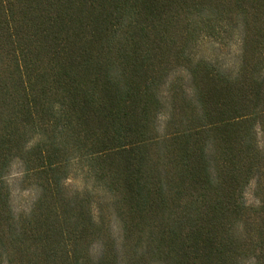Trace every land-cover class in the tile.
<instances>
[{"label":"trees","instance_id":"trees-1","mask_svg":"<svg viewBox=\"0 0 264 264\" xmlns=\"http://www.w3.org/2000/svg\"><path fill=\"white\" fill-rule=\"evenodd\" d=\"M0 264H264V0H0Z\"/></svg>","mask_w":264,"mask_h":264},{"label":"rangeland","instance_id":"rangeland-1","mask_svg":"<svg viewBox=\"0 0 264 264\" xmlns=\"http://www.w3.org/2000/svg\"><path fill=\"white\" fill-rule=\"evenodd\" d=\"M215 49L216 47L205 44L199 49V53L204 54L205 56L208 57V56H211V53H210L211 50H215ZM231 50H232V53H235L236 47H233ZM69 184L73 185L72 182H70ZM13 187H14L13 197H14V204H15L16 210L23 211L27 209L30 203L35 198L34 192H31V191L20 192L18 188L15 187V185ZM254 191H255V183H252L251 186L248 188L246 196H245L246 203L248 205L257 204V199L254 195Z\"/></svg>","mask_w":264,"mask_h":264}]
</instances>
